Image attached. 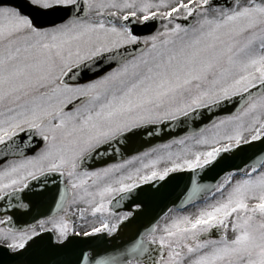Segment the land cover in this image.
<instances>
[{
	"label": "snow or ice",
	"instance_id": "obj_1",
	"mask_svg": "<svg viewBox=\"0 0 264 264\" xmlns=\"http://www.w3.org/2000/svg\"><path fill=\"white\" fill-rule=\"evenodd\" d=\"M206 113L198 130L85 168ZM241 153L216 183L193 176L180 204L115 243L133 215L115 209L137 189ZM57 181L63 215L11 226L28 191ZM0 202L10 225L0 249L14 257L51 233L56 249L113 242L75 264H264V0H0Z\"/></svg>",
	"mask_w": 264,
	"mask_h": 264
},
{
	"label": "water",
	"instance_id": "obj_2",
	"mask_svg": "<svg viewBox=\"0 0 264 264\" xmlns=\"http://www.w3.org/2000/svg\"><path fill=\"white\" fill-rule=\"evenodd\" d=\"M225 114L227 113L224 110H219L212 115V118H215L216 115ZM209 122L210 120L208 114L206 113L198 119L189 121L188 124L176 126L169 123L167 125H162L160 126L158 135L153 134L151 137H148L144 133H141L140 135L122 144L121 151L118 156L91 160L85 165V168L92 169L115 160L125 159L160 143H165L173 138L184 136L190 130H198L200 127H203L204 124ZM260 148L261 145L257 142V145L254 148H250L248 150L247 155H251L252 153L259 155ZM227 155V159H221L216 165L211 166L206 170H198L197 173L182 172L173 174L165 181H156L137 189L134 194L136 197L134 196V199L131 203H129V206L138 203L143 207V210L139 212L132 221L137 222V225L135 226H137L139 230L132 229L129 231L128 226H124L122 227L120 239H125L126 237L133 238L138 232L143 231L144 228L149 227L152 223H154L156 219H158L159 216H161L168 208L178 205V203L181 202L183 195L186 193V190L191 186L190 181L193 176H195L197 181L201 184H214L225 172L234 169L237 165H240L245 154L241 153L237 156H232V154ZM14 210L15 208L10 209L7 214L12 216ZM36 213L38 212H35L34 215ZM40 215L41 214H36L35 217ZM31 220L25 219V221ZM121 241V243L127 242L125 240ZM40 244L41 245H38L37 247H35L37 244H32L29 251L23 257H14L6 253L5 250L0 249V264H72L71 262H73V259L69 256V254L74 252L75 255L76 251L79 249H82V251H89L91 248H95L97 251H103L104 249H111L113 247V245L106 246V244L100 243L99 238L95 240L80 241L77 246L69 244L63 249L55 248L54 252V248L48 251L43 243ZM64 254L68 255L65 256ZM67 256H69L70 259H68Z\"/></svg>",
	"mask_w": 264,
	"mask_h": 264
},
{
	"label": "flooded vegetation",
	"instance_id": "obj_3",
	"mask_svg": "<svg viewBox=\"0 0 264 264\" xmlns=\"http://www.w3.org/2000/svg\"><path fill=\"white\" fill-rule=\"evenodd\" d=\"M139 154H141V153H139ZM139 154H136L134 156H137ZM131 157H133V156H131ZM131 157H128L127 159H130ZM10 159H12V158H10ZM122 161H119V162H122ZM116 163H118V162H116ZM136 166H139L138 163L133 165V167H136ZM99 168H101V167H99ZM96 169H91L89 171L96 170ZM62 188H63V185H60L59 181H57V183H49L47 185V187H43V188L34 187L30 191H28L24 196L23 202L26 204H29V207L27 209L15 208V211H14L13 216H12L13 223L11 226H15L17 228H24L28 225L35 224L40 219H48V218L52 217L53 215H63L64 213L62 211H58V209H57V204L61 203L60 190ZM13 203L15 204L17 202L15 200H13ZM42 209H47L49 211H54V212H50V213L42 215V213H40V212H42ZM37 210L39 211V214H41L40 216H38L36 219H34V221H32L30 223L23 222V220L25 218V214L27 212H34ZM115 210L120 212V213H124V212H128V211H131L133 213L130 220L126 221L121 226L120 231L117 233V236L115 238V243L120 244L122 242L121 240L129 241L132 239L129 237H126L125 239H120L122 227L128 226L129 231H131L132 229L139 230L137 226H134V225L130 226V221L134 220V218L137 216V214L143 210V207L141 206L140 208L137 209L134 205H130V206L127 205L126 201L124 200L121 202L120 207L116 208ZM189 210H192L191 206H189ZM73 211H74V209H73ZM0 216H2V212H0ZM72 219L76 222L77 225H79L81 223V221L76 216H73ZM89 219H91V218H89ZM0 227H8V225H0ZM85 227H87V224H85ZM52 235L53 234H51V233H43L41 237L36 238V243L39 245H41L40 243H43L45 248L48 251H50L52 248H54L50 244V237ZM80 241L81 240H75V242L71 243V244L77 246V244H79ZM99 242L100 243L107 242L108 246L113 245L112 241H99ZM54 250H55V248L53 249V252H54ZM81 251H82V249L78 250L79 253H81ZM76 253H77V251H76Z\"/></svg>",
	"mask_w": 264,
	"mask_h": 264
},
{
	"label": "bare ground",
	"instance_id": "obj_4",
	"mask_svg": "<svg viewBox=\"0 0 264 264\" xmlns=\"http://www.w3.org/2000/svg\"><path fill=\"white\" fill-rule=\"evenodd\" d=\"M135 226V225H137V222L136 221H134V222H132V221H130V226Z\"/></svg>",
	"mask_w": 264,
	"mask_h": 264
},
{
	"label": "rangeland",
	"instance_id": "obj_5",
	"mask_svg": "<svg viewBox=\"0 0 264 264\" xmlns=\"http://www.w3.org/2000/svg\"><path fill=\"white\" fill-rule=\"evenodd\" d=\"M164 166H165V164H164V163H162V164L160 165V167H161V168H163Z\"/></svg>",
	"mask_w": 264,
	"mask_h": 264
}]
</instances>
